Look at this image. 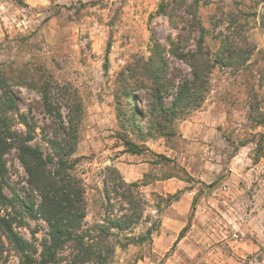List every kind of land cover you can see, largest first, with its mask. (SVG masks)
Wrapping results in <instances>:
<instances>
[{"label": "rangeland", "instance_id": "obj_1", "mask_svg": "<svg viewBox=\"0 0 264 264\" xmlns=\"http://www.w3.org/2000/svg\"><path fill=\"white\" fill-rule=\"evenodd\" d=\"M183 1L177 7L171 4V0H0V62L35 64L49 72L51 80L56 81L51 92L53 105L61 109L63 120H66L67 100L72 94L81 99L83 116L71 159L76 160L73 175L86 187L85 220L89 224L107 215L102 197V169L119 156L124 148L123 139L138 144L144 150V158L150 160L151 166L147 174L138 179L139 183L170 178L173 189L180 183L195 188L197 195L204 198L210 193L208 186L196 179H180L186 178L181 168L191 166L197 156L218 164L222 160L224 164L231 150H225L220 142L217 147L223 155L219 156L220 153H208L205 145L197 144L194 139L201 135L206 137L208 132L199 131L201 126L197 129L195 122L190 123L193 115L207 105L222 108L236 105L234 122L221 129V135L233 142L254 140L256 143L262 135L264 146V128L253 132L257 126L254 119L264 114V35L260 27L262 22L264 29V0ZM163 3L168 5L165 10L160 8ZM189 4L197 19L192 20L187 13ZM163 11L173 12L174 24ZM200 26L204 29L203 52H208L205 56L212 61L223 42H236L242 57L250 55L245 64L249 71L246 74L243 70L234 71L237 67L234 65L214 66L207 74L209 91L205 99L173 123L174 134L153 138L140 134L132 127V115L124 93H133V105L140 111L139 115H134L135 122L145 132L156 95L150 89L155 87L149 77L151 71L159 67L162 77L160 91L163 96L169 95L167 100L170 101L178 83L184 78H192L185 58H178L171 51L180 46L183 53L194 52L201 35ZM250 65L253 67L251 72ZM134 71L136 76L131 78ZM134 84L138 86L134 87ZM14 94L19 112L37 125L36 141L46 148L48 139L59 137V118L55 112H47L37 91L17 86ZM255 104L259 107L255 108ZM214 123L212 121V126ZM217 137V132L212 129L209 138ZM150 147L155 151H166L173 162L145 150ZM253 151L256 157L257 147L254 146ZM6 158L8 187L3 191L11 202L0 206L1 213L14 218V229L35 245V257L38 258L40 244L48 237L49 226L39 215L29 216L17 201L16 198L35 203L36 198L26 183L27 175L16 153L11 151ZM126 168L124 173L129 177L128 173L133 171L130 172V167L125 172ZM258 182L257 179L256 184ZM258 189L262 190L264 197V184ZM140 190L152 205L144 216L148 213L154 215L156 192L142 186ZM213 196L232 200V204L237 194L229 189L228 194L218 191ZM207 200L209 198L203 202ZM112 203L115 215L128 213L116 202ZM173 205L174 202L165 207L161 214L160 229L153 234L156 246L149 241L133 243L127 248L117 245L115 264H264V224L255 226L247 220L245 226L240 227L248 230H239L238 224L232 221L238 214L237 208L225 203L223 213L218 206H213L223 221L217 218L201 220V229L194 228L187 234L188 238L171 249L170 244L189 217L186 207L179 205L174 208L178 214L176 218L173 208L169 210ZM146 225L143 218L132 229V237L144 233ZM111 231L115 239L126 241L124 236L128 232ZM61 255L62 261L56 264H71L68 250ZM0 264H20L19 253L1 231Z\"/></svg>", "mask_w": 264, "mask_h": 264}, {"label": "trees", "instance_id": "obj_2", "mask_svg": "<svg viewBox=\"0 0 264 264\" xmlns=\"http://www.w3.org/2000/svg\"><path fill=\"white\" fill-rule=\"evenodd\" d=\"M183 2L185 1L171 0V4L173 3L177 7L181 6ZM196 2L194 3L196 4ZM167 6L163 3L160 8L165 10ZM186 10L191 15L192 20L197 19L191 4ZM163 12L173 23V12ZM199 29L201 35L194 52L183 53L180 46L173 47L171 51L174 56L185 58L191 68L192 78H184L178 83L170 101L167 100L169 95L163 96L160 91L162 77L159 67L151 71L149 77L155 82V87H150V89L156 95H154L155 101L153 111L150 114L149 127L145 132L135 122L134 115H139L140 111L135 109L133 105V93L131 91L124 93L126 102L130 107L129 112L132 115V127L140 134L151 138L157 135L167 137L174 134L173 123L187 115L191 109L199 105L198 102L205 99L206 93L209 91L207 74L211 73L214 66L230 67L234 65L237 66L234 71L243 70L242 72L245 74L246 71H249L245 64L250 55L242 57L236 42H223L212 61L208 56H205L208 52H203L201 43L204 29L201 26ZM180 38L178 34L177 39ZM252 70L253 67H251L250 72ZM126 71L128 72L129 69L127 68ZM135 76L134 71L131 78ZM124 79L127 80L126 76ZM55 83L56 81L51 80V74L47 73L41 66L30 63L18 64L15 61L0 62V206L9 205L11 202L3 189L8 187L6 155L14 151L16 158L26 172V183L36 201L35 203H28L16 199L21 207L25 208L29 216L39 215L47 222L49 233L48 237L41 242V251L36 258L35 245L14 229V218L8 213H1L2 209H0V231L19 253L20 264H56L62 261L61 253L64 250H68V259L71 264H115V247L117 245L121 248H127L133 243H144L145 241L152 244L153 234L158 233L160 229L161 214L164 208L178 200L179 192L165 195L155 193V214L148 213L144 216L146 210L152 207L150 201L140 190L145 182L126 181L120 170L112 163L102 169V197L107 215L104 219L89 224L85 220L86 187L80 178L73 175L72 171L76 165V160L71 159L78 141L83 105L81 99L76 94H72V97L67 100L69 107L66 120H63L61 109L54 106L52 101L51 92L55 88ZM17 86L37 91L47 112H55V116L59 118V137L48 139L46 148L36 141L37 125L18 110L17 98L14 94V88ZM133 86L137 87L138 85L134 84ZM254 106L255 108L259 107L258 104ZM254 122L257 126L262 125L264 114L254 119ZM225 138L231 141L230 138L226 136ZM244 142L241 141L240 144H244ZM122 145L124 148L121 151L137 154L144 152L138 144L129 139H123ZM256 147L258 155H256L255 160L264 152L262 135H260ZM156 155L167 162H173L164 154ZM181 169L186 178L180 179L184 181L193 180L184 168ZM173 176L177 175H170V177ZM112 202H116L115 204L128 213H122L121 216L115 215ZM195 204L196 198L191 203L188 221L179 231L171 249L175 248L177 242L188 230ZM143 218L147 224L144 233L132 237L134 236L131 235L132 229L141 223ZM112 229L117 230L118 233L128 232L124 236L126 241L115 239Z\"/></svg>", "mask_w": 264, "mask_h": 264}, {"label": "crops", "instance_id": "obj_3", "mask_svg": "<svg viewBox=\"0 0 264 264\" xmlns=\"http://www.w3.org/2000/svg\"><path fill=\"white\" fill-rule=\"evenodd\" d=\"M214 106V104L207 105L205 109L191 117V124L195 122L197 129L199 126H201V128L198 129L199 131L208 132L206 137L201 135L196 137L197 139L194 140H196L197 144L205 145L208 153L218 152V154L220 153L219 156L223 155L222 152H219V147H217V144L220 142L223 144V148L225 150L227 149L228 152L231 150V153L228 155V158L224 164L222 163V160L218 164L216 162H212L208 158L199 159L197 156L192 161L191 166H185V169L193 179H196L198 183H203L208 186L211 194L208 193L205 198H209V201L207 200L203 202L205 198L198 196V191L193 187H185V185L183 186L180 185V183H177L176 188L173 189L171 182H169L170 178L155 180L154 182H145V184L142 185L144 188L164 195L168 193L173 194L175 192H179L178 200L174 201L173 207H169V210L173 208L172 210H174V215H176V218L178 217V214L177 210L174 208L182 205L186 207L188 214L191 203L193 199L196 198V204L190 219V226L185 232V235L177 242L176 246L188 238L187 234L192 232L194 228L201 229V220L206 219L210 221L217 218L223 221L220 215H218L215 209H213V206H216V208L218 206L220 213H223L224 203L227 204L228 207L231 205L237 208L238 214L234 218L235 220L232 221L238 224L239 230H248L245 227H242V229L240 227L242 225L245 226L247 220H250V222L255 226L264 224V197H262L263 195L261 194L262 190H257L258 186L264 184V168H262L264 166V152L257 160H255V152L253 150L254 146L256 147V142L254 140H247L244 142V144H240V142L228 141L224 135H221V129L234 122L233 112L236 109V105H231L226 108ZM203 121V124L200 123ZM212 121L215 122L214 126H212ZM260 127L264 128V123L263 125L256 126L253 132H257V128ZM212 129L217 132V135L219 136L217 139L209 138V133ZM146 150L154 154H166L165 156H170L168 153H166V151H155L156 149H151V147L147 148ZM113 163L120 170L122 175H125V166L127 167L125 172L130 170L128 168H132L130 172L133 171V173H128L130 176L128 177L125 175L126 177L124 178L126 180H130V182L138 181V179L144 177V175L147 174L149 170V166H151L150 160L147 161V159L144 158L143 153L137 154L125 151H120L119 156L116 157ZM203 168H205V170H203ZM257 179L259 182L256 184ZM229 189L234 190V192L237 194L235 198L236 201L232 204V200H223L221 197L214 198L213 195L218 191L228 194ZM256 191L257 193L255 194ZM247 192L250 194L247 195ZM233 197L235 196L233 195ZM233 217L234 216H232V219ZM153 243L156 246V242L154 241ZM170 245L172 246L173 243Z\"/></svg>", "mask_w": 264, "mask_h": 264}, {"label": "water", "instance_id": "obj_4", "mask_svg": "<svg viewBox=\"0 0 264 264\" xmlns=\"http://www.w3.org/2000/svg\"><path fill=\"white\" fill-rule=\"evenodd\" d=\"M260 27L262 28L263 35H264V29H263V23L262 22L260 23Z\"/></svg>", "mask_w": 264, "mask_h": 264}]
</instances>
